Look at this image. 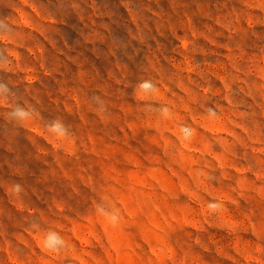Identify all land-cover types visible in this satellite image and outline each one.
<instances>
[{
    "label": "rangeland",
    "instance_id": "rangeland-1",
    "mask_svg": "<svg viewBox=\"0 0 264 264\" xmlns=\"http://www.w3.org/2000/svg\"><path fill=\"white\" fill-rule=\"evenodd\" d=\"M0 264H264V0H0Z\"/></svg>",
    "mask_w": 264,
    "mask_h": 264
}]
</instances>
